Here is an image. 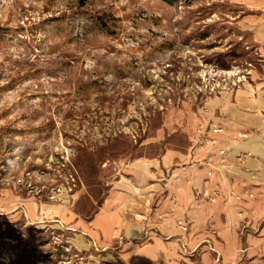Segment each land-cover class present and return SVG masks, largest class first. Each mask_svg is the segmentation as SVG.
Listing matches in <instances>:
<instances>
[{"label": "rangeland", "instance_id": "obj_1", "mask_svg": "<svg viewBox=\"0 0 264 264\" xmlns=\"http://www.w3.org/2000/svg\"><path fill=\"white\" fill-rule=\"evenodd\" d=\"M261 96L264 0H0V264H134L162 238L156 204L129 210L143 234L104 239L91 222L115 182L219 145L224 115ZM258 106L246 117L264 128ZM246 234L259 226H241V254Z\"/></svg>", "mask_w": 264, "mask_h": 264}, {"label": "crops", "instance_id": "obj_2", "mask_svg": "<svg viewBox=\"0 0 264 264\" xmlns=\"http://www.w3.org/2000/svg\"><path fill=\"white\" fill-rule=\"evenodd\" d=\"M262 100L248 108L238 102V112L224 115L225 123L232 115L238 118L234 126H223L219 145L203 142L182 153L168 149L160 159L130 164L131 179H121L110 189L91 222L94 232L106 240L122 233L138 237L146 231L145 222L131 221L129 210L143 216L156 204L152 231L162 238L139 247L134 264H186L196 253L201 264H213L214 255L224 264L243 255L264 264V128L246 117ZM241 131L247 138L238 139ZM224 146L228 149L222 156ZM176 162L182 165L170 179H153L165 177ZM245 224L259 226V234L245 235L247 248L241 254L240 228Z\"/></svg>", "mask_w": 264, "mask_h": 264}]
</instances>
